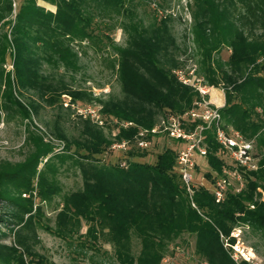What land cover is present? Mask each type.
<instances>
[{"label": "trees", "instance_id": "1", "mask_svg": "<svg viewBox=\"0 0 264 264\" xmlns=\"http://www.w3.org/2000/svg\"><path fill=\"white\" fill-rule=\"evenodd\" d=\"M41 1L54 6L55 11H46L37 0L17 2L15 19L4 23L6 28L0 35V64L8 50V56L13 57V80L10 74L6 76L8 98L23 119L38 117L42 104L56 111L54 120L44 125L50 136L63 143V153H54L57 147L27 126L26 139L32 150L18 170L7 176L9 183L26 180L16 191L18 197L29 193L35 180L39 198L48 202L54 196L61 198L54 232L64 240H81L82 248L85 241L95 248L102 235L113 245L119 264H161L162 254L171 244L177 248V240L185 235L194 240L192 257L196 263L235 264L223 248L220 234L228 236L235 225L245 224L264 236V34L250 36L244 30L252 19H264V0H191L189 5L193 40L202 56L201 72L209 86H223V123L246 139L255 138L262 154L258 170L242 175L245 186L240 192L232 186L223 201L216 202L212 194L199 189L193 197L195 208L173 171L175 155L170 148H163L154 162L132 159L122 168L100 160L111 140L89 120L80 119L76 136L68 134L64 101L69 97L71 104L78 105L90 97L65 81L63 75L44 70L46 65L72 75L78 73L79 58L71 42H100L98 33L104 21L117 23L125 47H113L116 58L111 63L115 68L116 62L125 97L99 101L100 113L109 122L116 119L134 127L120 128L116 140L132 138L138 128L151 129L163 112L189 110L199 95L173 73L180 63L174 55L177 47L171 16L164 15L165 0ZM147 5L153 10L149 21L139 14ZM12 11L13 1L0 0V21ZM222 47L229 49L227 59L214 64L213 54ZM13 91L18 97L28 95L26 101L15 99ZM207 147L209 171L205 176L212 180L211 172L221 174L224 162L211 132H207ZM137 151L128 155L146 157V152ZM42 160L45 170H37ZM54 160L56 164L51 167ZM66 160L78 170L81 187L61 194L57 174ZM0 198L13 202L8 189L2 187ZM31 212L24 211L29 215L27 226L42 216ZM83 222L87 226L84 239L80 234ZM133 238L140 245L137 253L132 249ZM182 242L187 244L184 239ZM24 249L29 264H49L29 246ZM15 260L25 264L21 255Z\"/></svg>", "mask_w": 264, "mask_h": 264}, {"label": "rangeland", "instance_id": "2", "mask_svg": "<svg viewBox=\"0 0 264 264\" xmlns=\"http://www.w3.org/2000/svg\"><path fill=\"white\" fill-rule=\"evenodd\" d=\"M11 1H13V11L10 16L0 21V35L6 28V26L4 27V23L15 19L17 4L23 0ZM37 4L43 7L46 11H55L54 6L41 0H37ZM190 4L191 0H165V3L163 4L164 10H166L164 15L171 16V31L176 39L175 45L177 47L174 55L175 59L180 63L175 71L172 72L176 73L177 76L186 79L189 82L188 85L193 88L194 91L196 90L192 85H195L198 82L207 87H211L210 99L212 101L216 98V93L213 90L218 91L220 95L224 96V91L222 89L223 86L222 84L218 87L209 86L201 72L202 56L193 40ZM237 7H239L237 11H240L241 13L242 8L239 4H237ZM139 14L145 21H149L153 15L152 7L147 5L146 7L140 8ZM257 20L254 21L252 19L251 25L248 27H246V25L244 26V28L246 27L244 29L246 34L248 33L250 36L264 34V19ZM109 24L110 23L107 21H104V27H102L101 31L98 33L99 37L102 39L100 42H71L73 51L78 54L79 58L80 71L78 73L72 75L69 72H64L63 68L55 70L46 65L44 66L45 71L63 75L65 81L75 88L83 89L88 97H90L89 101L86 100L78 105L75 103L71 104L69 97L64 101V104L66 103L68 106H63L65 109V115L63 118L65 119V129L70 135H77L76 127L78 126L80 119L89 120L78 114L77 106L79 109H81L80 107L86 106H98L101 109L99 101H106L110 97L118 99H124L125 97L116 75V62L115 68L111 63V61L116 58L113 47H115V49L124 48L125 37L117 23H113V25ZM228 53L229 49L227 47H222L218 53L213 54L212 62H214V64H216V62L222 64L227 59ZM4 57L3 64H0V187L8 189L9 195L14 203H9L6 199L0 198V264H18L15 259L20 255L23 262L29 264V259L24 249L25 245L29 246V248L35 253L46 257L49 264H119L115 259L113 245L102 235L99 236L95 248H91V245L86 241L84 248H82L79 244V241L81 240L70 237L64 240L54 232V220L58 211L61 210V206L58 205L61 201L59 196H54L50 202L42 200V198L38 197L37 184L34 180V183L30 188L31 191L27 194H22L20 196L21 198H19L16 191L19 185L24 184L26 180L23 181V179H21L15 183L8 182L7 176L9 177L18 170L19 166L23 164L32 150L26 139L27 126H29V130L35 134H43L45 142L51 143L54 147H57L54 152L56 154L63 153V143L50 136L49 131L44 125L45 121L54 120L57 115L56 111L42 104V108L39 110V116L33 117L32 120L28 121L23 119L18 114L17 108L11 104V101L8 98L6 76L7 74H10V78L13 80V57L8 56V50ZM0 60L2 59L0 58ZM224 69H227L226 66H224ZM71 75L73 76V81L70 79ZM13 96L15 99H19L23 103L26 101L25 98L28 95H25L26 97H18L13 91ZM67 110H69V113L66 112ZM165 113L167 112H163L157 116L155 124L165 115ZM89 121L96 125L91 120ZM96 126L104 132L107 139L111 140V144L115 143V133L118 134L115 127V121L109 122L105 119L103 125ZM250 141L253 142L254 155H258L260 158L259 161H261L262 154L258 152L256 148V139L253 138ZM172 146H174L173 141L167 138H158L149 150L143 151L147 153L146 157L133 156L131 158L128 155V159L154 162L156 155L161 152L163 148ZM137 150L138 149L132 148L128 153L138 152ZM139 151L141 152V150ZM120 158L121 153H117L115 150L110 149H107L105 153L100 156V160L103 163H115ZM222 160L224 162L223 171L221 174L211 172L212 180L205 176L209 171L207 163L200 165L198 174L200 176L203 175L209 182H214L215 180L226 176L230 171H233L235 166L226 154L222 156ZM44 163L45 160L40 161L37 170L45 168ZM70 163V160H66L62 170H59L57 174V182L61 189V194L75 191L81 187L80 174L76 168L70 167ZM53 164H56L55 160L50 164L51 167ZM244 174L245 173H243V175ZM48 177H51V175L49 174ZM233 181L234 179L231 178V182L234 185L235 183ZM244 186L245 179L243 176L241 190ZM194 194L192 195V201ZM187 197L190 201L188 195ZM262 200H264V197H262ZM28 210L32 211L31 214L34 212H36V214H42L41 218H38V220H31L34 224L29 226L25 225L28 221L27 219L29 215L24 213V211L26 212ZM46 227H49V229H46ZM235 229L241 230L239 237L234 238L230 233L228 236H224V243L227 242L230 245L238 246L240 252L246 254L247 261L243 260L242 257H239L238 261L235 262L231 257L234 250L232 248L230 249L228 246L225 248L222 243L223 248L235 264H264V236L260 232L252 231V229L245 224L235 225L231 232ZM86 230L87 226L83 222L80 229V234L83 235L82 239H84ZM182 239H184L187 244L183 243ZM176 243L178 245L177 248L171 244L162 254L161 264H164L163 260L166 258L173 260L175 264H198L192 257L194 245L192 237L185 235L177 240ZM139 248L140 245L138 241L136 238H133V252L137 253Z\"/></svg>", "mask_w": 264, "mask_h": 264}, {"label": "built area", "instance_id": "3", "mask_svg": "<svg viewBox=\"0 0 264 264\" xmlns=\"http://www.w3.org/2000/svg\"><path fill=\"white\" fill-rule=\"evenodd\" d=\"M177 78L182 84H189L186 79L179 76ZM192 86L197 91L199 98L193 102L189 110L183 113H165L151 129L138 128L132 138L116 140L109 149L121 153V158L115 163L126 168L130 160L128 152L132 148L147 151L158 138H167L173 141L174 146L168 147L175 155L173 171L179 177L189 196L191 206L195 207L192 195L199 189H204L212 194L216 202L223 201L226 191L232 186H234L235 192H239L242 187L243 173L258 170L260 158L253 153L252 141L244 138L232 127L224 125L220 114L221 107H218L210 99L212 88L202 85L200 82ZM64 105L68 106L66 103ZM76 108L80 116L91 120L96 125L104 124L105 118L100 113V107L86 106L79 109L77 106ZM258 112L261 113V111ZM115 127L118 131L120 128L134 127V124L115 119ZM207 132L212 133L223 155L226 154L235 166L233 171L214 182H209L203 175L198 174L200 165L207 163ZM116 135L115 133V137ZM231 178L234 179V185ZM240 233V229H235L231 232V236L238 238ZM220 239L225 248L228 246L234 250L231 257L235 262L239 257L247 261L246 254L240 252L238 246L224 243L225 238L222 234H220ZM163 262L164 264H175L169 258L164 259Z\"/></svg>", "mask_w": 264, "mask_h": 264}, {"label": "crops", "instance_id": "4", "mask_svg": "<svg viewBox=\"0 0 264 264\" xmlns=\"http://www.w3.org/2000/svg\"><path fill=\"white\" fill-rule=\"evenodd\" d=\"M216 93V98L213 99L212 101L218 106V107H223L224 106V96L220 95L218 91L213 90Z\"/></svg>", "mask_w": 264, "mask_h": 264}]
</instances>
